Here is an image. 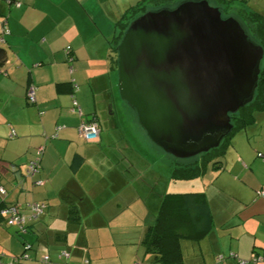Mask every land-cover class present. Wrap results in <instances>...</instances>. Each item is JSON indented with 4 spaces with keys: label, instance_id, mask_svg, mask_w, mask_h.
<instances>
[{
    "label": "crops",
    "instance_id": "1",
    "mask_svg": "<svg viewBox=\"0 0 264 264\" xmlns=\"http://www.w3.org/2000/svg\"><path fill=\"white\" fill-rule=\"evenodd\" d=\"M138 1L19 0L15 6L0 0V22L8 29L1 44L7 61L0 68V186L6 190L0 206L19 205L27 215V203H45L24 233L0 218V264L23 252L31 259L49 254L53 264H78L84 255L90 264H159L142 238L161 196L204 189L190 186L193 180L186 181L191 189L172 181L169 158L118 118L120 106L129 120L134 113L118 94L108 59L117 22ZM228 11L264 16V0L232 1ZM30 83L34 103L26 98ZM73 100L80 114L71 110ZM91 117L99 126L92 143L78 131ZM255 118L231 137L222 167L212 168L215 190L235 194L238 202L215 211L204 190L213 227L199 241H181L184 264H253L252 256L264 264V197L256 195L264 186V111ZM39 146L38 172L28 177L26 165ZM75 154L82 160L73 169ZM72 207L77 222L69 221ZM62 249L70 251L68 259L57 256Z\"/></svg>",
    "mask_w": 264,
    "mask_h": 264
},
{
    "label": "water",
    "instance_id": "2",
    "mask_svg": "<svg viewBox=\"0 0 264 264\" xmlns=\"http://www.w3.org/2000/svg\"><path fill=\"white\" fill-rule=\"evenodd\" d=\"M117 88L151 142L175 158L219 145L249 103L263 49L233 15L182 0L131 19L116 46ZM7 51L0 45V68Z\"/></svg>",
    "mask_w": 264,
    "mask_h": 264
},
{
    "label": "trees",
    "instance_id": "3",
    "mask_svg": "<svg viewBox=\"0 0 264 264\" xmlns=\"http://www.w3.org/2000/svg\"><path fill=\"white\" fill-rule=\"evenodd\" d=\"M180 1L182 0H139L134 6L128 8L121 18L124 19L123 22H117L119 31L112 40L111 55L108 59L109 68L117 70L116 46L131 19L146 10L172 7ZM208 1L212 5L218 6L222 16L233 15L241 22L250 39L262 47L263 57L252 100L235 113L229 114L232 129L228 135L221 139L218 146L206 152L184 159L174 157L176 160L170 172L172 181L194 180L203 175L208 167L213 169L222 167V158L230 145L231 137L252 124L256 119V113L264 111V16L257 12L244 14L228 11L232 1L245 3L248 0ZM127 13H129L128 16L124 18ZM186 159L191 160L181 162ZM81 160L82 157L75 154L72 158V168H77ZM68 218L70 222L78 221L75 207L70 208ZM212 227V214L204 192H166L160 198L153 223L145 229L142 243L145 245L146 251L152 254L159 264H184L181 241H199L211 231Z\"/></svg>",
    "mask_w": 264,
    "mask_h": 264
},
{
    "label": "built area",
    "instance_id": "4",
    "mask_svg": "<svg viewBox=\"0 0 264 264\" xmlns=\"http://www.w3.org/2000/svg\"><path fill=\"white\" fill-rule=\"evenodd\" d=\"M15 6H19V0H13ZM8 33V29L5 23V20L2 19L0 22V45L3 43L4 39L3 36ZM68 48V47H67ZM26 98L29 103H34L35 101V86L33 84H28L26 88ZM72 111L77 112L78 114L81 113L80 107L78 106L77 102L73 100V107L71 108ZM62 126L58 125L55 127V130H59ZM56 131L53 136H56ZM78 131L80 136L87 142H96L99 137V126L95 119V117H91L89 120H84L80 123L78 127ZM11 136L14 135L13 130L11 131ZM43 151V146H39L36 149V156L34 159L30 160L25 168V175L28 177L34 176L38 172V159ZM261 156L260 153L257 154ZM6 190L0 186V195L5 196ZM256 195L264 197V186L260 187L256 190ZM26 207L29 210V214H24L20 212L19 205H7V206H0V218L6 219L9 224L16 225L20 232L24 233L26 231L25 226L27 225L28 221L31 219L37 218L41 215L45 209V203L42 202H30L26 204ZM2 254H0V257ZM57 256L62 259H68L70 257V251L67 249H62L58 251ZM217 259H221V255L217 256ZM31 260V262H30ZM261 260L260 256H252L251 262L256 264ZM14 262H18L20 264H53V261L49 254H42L35 259H30L29 256L23 252L19 255L11 256L9 262L7 264H13ZM249 261L247 260H239V264H247ZM78 264H90L89 259L87 256H83L82 259ZM134 264H143L141 261H136Z\"/></svg>",
    "mask_w": 264,
    "mask_h": 264
},
{
    "label": "rangeland",
    "instance_id": "5",
    "mask_svg": "<svg viewBox=\"0 0 264 264\" xmlns=\"http://www.w3.org/2000/svg\"><path fill=\"white\" fill-rule=\"evenodd\" d=\"M117 110H118L117 111L118 118L119 117H123L124 127L127 128L126 125H133V126H135V130L136 131H134V132H135L138 140L139 141L146 142L150 146V144H152L151 143V140L149 139V137L145 133V131L142 128V126L139 123H136L137 120L135 121L134 114H132V112H131V117L132 118H130V119H132L133 120L132 121V120H129L127 118V115H124L123 114L122 106L118 107ZM133 142L135 143L134 140H133ZM153 147L155 148V150L157 152H159L160 154H163L166 158H169V160L171 161L172 167H173L174 162H175L176 159L173 156H171L170 154L164 152L162 149H160L156 145H154ZM190 160L191 159H189V160L188 159L181 160V162H188ZM155 163H156V166L163 165V162L160 161V163H159V161H157V159H156V162ZM214 181H215L214 171L212 170L211 167H208L205 170V172H204L203 175H201L200 177H198V178H196V179L193 180V182H195L194 185H190V182H186V181H179V182H177V184H184V186H188V188H190L189 185L190 186H195L196 184H198V186L200 188H204L202 190V192H204V190L205 191L208 190V195H209V197H210V199L212 201V205H213L215 211H217L216 210V207H218V205H222V206H225L226 207L227 206V202L229 203V205L232 204V203L238 202V198H237V196H235V194H232L231 192H228V191H216L215 190V187H214V183H215ZM25 251H27V250H25ZM8 255L9 256H7V258H6L7 259V262H9L11 256H13L11 254H8ZM30 262H31V260H30Z\"/></svg>",
    "mask_w": 264,
    "mask_h": 264
}]
</instances>
